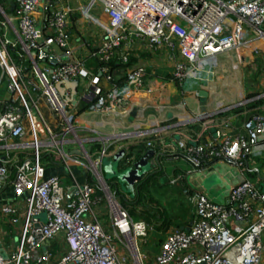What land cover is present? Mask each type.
<instances>
[{
  "label": "built area",
  "instance_id": "built-area-1",
  "mask_svg": "<svg viewBox=\"0 0 264 264\" xmlns=\"http://www.w3.org/2000/svg\"><path fill=\"white\" fill-rule=\"evenodd\" d=\"M84 2L3 0L0 5V85L5 82L7 88V96L0 99V192L7 186L12 192L11 201L0 205V237L3 223L14 227L16 237L10 248L0 249V264H260L264 192L258 183L264 155H253L252 148L264 145V105L245 110L241 132L233 135L224 130L226 122L216 125L210 115L184 117L201 120V131L191 140L178 137L176 156L194 168L226 163L237 168L242 179L230 186L224 202L181 184L191 219L185 226L167 228L150 258L138 243L146 242L153 227L132 218L116 198L106 195L100 167L108 144L94 157L84 152L86 162L65 154L61 144L66 133L72 142L81 140L75 132L78 104L85 113L126 110L138 101L147 102L141 94L161 97L168 79L182 86L187 78H196L201 60L227 50L240 52L251 61L250 74L254 69L264 77V0ZM95 8L98 14L90 15ZM81 21L89 31L80 27ZM143 54L164 55L171 63L168 79L139 61L126 66L124 77L116 82L102 64L112 58L125 63L129 56L138 59ZM92 59L97 65H86ZM65 81H73L74 90L60 94L57 87ZM248 94L237 105L264 97L259 90ZM41 101L52 124L43 118ZM209 129L211 134L204 135ZM149 133H158V128ZM9 139L13 142L7 144ZM45 151L63 164L83 166L102 195H94L88 181L77 183L70 172L68 185L57 175L45 176L40 165ZM8 167L14 169L11 178ZM170 183L180 184L181 176ZM101 200L105 223L93 210Z\"/></svg>",
  "mask_w": 264,
  "mask_h": 264
},
{
  "label": "crops",
  "instance_id": "crops-1",
  "mask_svg": "<svg viewBox=\"0 0 264 264\" xmlns=\"http://www.w3.org/2000/svg\"><path fill=\"white\" fill-rule=\"evenodd\" d=\"M14 53L12 52L11 54L15 59L17 56ZM239 53L237 50L231 49L217 54L213 59L201 60L198 64L199 69L196 72V78H187L182 86L168 79L171 63L168 62L164 55L143 54L139 56L133 64L141 61L146 68H152L158 75L167 77L166 79L168 80L165 82L162 96L160 97L159 95L152 99L151 94H141V97L148 98L145 99L147 102L144 100L138 101L134 105H129L126 110L113 109L85 113L80 109L82 106L78 104L75 110L78 111L77 115L80 118L78 123L80 125L77 124L75 132L79 140H81L72 142L71 134L66 133L64 135L66 142L61 144L62 151L72 157L84 155V152L89 154L90 157H94L103 145L107 146L108 144L107 147H109L115 141H119L117 143L120 144L119 149H125L129 145H136L137 143L144 142L145 144L147 141H153V144L157 147L154 148L155 150L151 161L153 162L154 156L159 154L158 161L161 173L160 177H157L154 182H150L148 186L156 184L157 189L166 190V184L172 189L177 187L174 189L182 195V184L183 188L187 187L191 192L203 193L215 202L226 201L230 186L242 179L240 171L223 162H213L199 169L191 167L187 161L176 156L177 149L175 140L178 137L191 140L199 134L201 131L200 123L202 121L189 122L191 120L184 119V117H194L198 113L206 117L209 115L212 116L211 118L216 125L226 122L228 128H224V130L230 135L241 132V123L245 119V116L244 111L241 113L235 111V107L238 106L237 101L240 97H244L250 92L260 88L264 89V77L260 76L258 72H253L254 69H252V73L250 74L251 61L246 60V57H240L241 54ZM257 62L256 69L258 70L262 61L259 59ZM124 70L125 67H119L110 71L115 81L120 82L124 77ZM74 85L75 83L73 81H65L57 87V91L60 94L66 91L72 93ZM107 86L109 84H105V87ZM200 92L206 95L202 97L200 96ZM6 96V83L2 82L0 85V99ZM133 98H136L135 95ZM200 100H203L202 106L204 110L202 112L200 111ZM262 105L264 104L257 107L260 108ZM40 109L45 121L52 124V116L49 114L46 104L42 101L40 102ZM155 126L158 128V133L154 135L151 133L146 134L147 130ZM137 131L146 133L138 135L136 134ZM211 132L212 130L209 129V131H205L204 135L211 134ZM119 136H122L121 139H119ZM101 138L104 139L100 140ZM122 140L123 142H121ZM12 142L13 140L10 139L6 141L7 144ZM117 149L118 147H113V150H107L105 157L109 158ZM0 151V156H2L3 149ZM252 154H260L262 157L264 155V145L257 144L252 148ZM12 155L20 158L22 154L18 151H12ZM175 162H180L184 167H176L174 165ZM40 165L43 168V174L45 176L57 175L64 184H70L69 172L77 183L88 181L94 185V188L97 184L93 175L83 166L73 163L63 164L55 158L53 152H42ZM8 169L10 171L12 167H8ZM100 171L103 178L102 167H100ZM262 171V174L259 172L261 177L260 181L264 184V167ZM178 175L181 176L180 184L175 185L168 182L174 176ZM211 175L215 177L216 182L209 187H205L204 181ZM104 179L105 177L103 178L105 183ZM94 195H102L101 190L95 188ZM11 197V189L7 186L0 192V205L3 202H10ZM187 206V216H184V214H175L174 216L169 214L166 216L164 222L167 223L169 221L167 228L181 227L189 223L191 219V208L189 205ZM93 210L98 215L99 220L105 223L107 215L105 214L104 201L101 200L97 203V206H94ZM148 224L152 227H155L156 224L159 225L158 223ZM2 227L3 235L0 237V249L10 248L16 240V237L13 236L14 227L4 223ZM154 229L150 232H155ZM159 231L161 232L162 230H158L157 233Z\"/></svg>",
  "mask_w": 264,
  "mask_h": 264
},
{
  "label": "rangeland",
  "instance_id": "rangeland-1",
  "mask_svg": "<svg viewBox=\"0 0 264 264\" xmlns=\"http://www.w3.org/2000/svg\"><path fill=\"white\" fill-rule=\"evenodd\" d=\"M71 3L72 5H76V4H79V5H84V0H71ZM98 10L97 8L95 9H91L89 11V14L90 15H96L98 14V12L96 11ZM85 26V30L89 31L90 29L87 27L88 24L87 23H83L81 21L80 23V27H84ZM90 28L93 29L92 26H90ZM259 91H262L264 92V89L263 88H260L258 89ZM258 92V91H257ZM246 96V95H245ZM243 97H240V99L237 101H241ZM244 116H247V114H244ZM45 134V133H44ZM119 141H115L112 143V145H109V148L108 150H113V147H118V149L120 148V144H117ZM123 142V140L121 141ZM120 142V143H121ZM117 149V150H118ZM79 158L83 161H87V157L86 155H80ZM108 157H102V161H101V166L103 164H105L107 161H108ZM260 160V166H259V172H261V174L263 173V167H264V159H259ZM176 167H184V165H182L180 162H175L174 164ZM173 166V165H172ZM186 166H188V164H186ZM147 170L150 169V166H148V168H146ZM101 173V171H100ZM101 175V174H100ZM105 178L107 177V175L104 176ZM103 177V178H104ZM160 177V174L158 175V178ZM103 178H102V175H101V180L102 182L104 183L103 181ZM252 180V178H251ZM170 183V180L168 181ZM216 182V179L213 175L211 176H208L205 181H204V186L205 187H209L211 186L212 184H214ZM104 186H106V184L104 183ZM165 184V189L167 190H160V189H157L158 187L156 186V184H153L151 186H148L146 187L145 191H143L141 194L142 196L140 195L139 199H138V202L134 201L131 203V198H132V195L131 193H128L126 192V188L124 187V185L122 183H120V191L124 193V196L125 198H120L118 197V195H120V193H113V190H109L108 188L105 189L106 191V195L108 197H112L113 196V199L116 198H119L117 199L118 200V203L119 205L125 209L126 212H128V214L134 218V219H142L143 220V217L141 215V211L143 210H151L153 213H155L156 211L157 212H165V214L169 215L171 214L172 216H174L175 214H184V216H187L188 215V203L185 199V196L183 195H180L179 192H177L176 189L174 188H177V187H174L173 189L169 186H167ZM101 187V186H100ZM100 187L98 185H95V188L97 189H100ZM258 187L263 191L264 189V184L262 181H260L258 183ZM112 195V196H111ZM151 197V198H150ZM150 211V212H151ZM140 215V217H139ZM41 219L43 218L42 215L39 216ZM144 221V220H143ZM153 224L154 222L151 220L150 224ZM155 224V223H154ZM155 227L153 226V229ZM155 232L148 234V236L145 238V243H141L139 242L138 243V246H139V249L141 252H144L145 254H147L150 258V256L156 252L157 250V246H156V243H157V240L158 239H161L164 237V232L163 231H159L158 230L156 231V229H154ZM260 264H264V256H262V260L260 262Z\"/></svg>",
  "mask_w": 264,
  "mask_h": 264
},
{
  "label": "trees",
  "instance_id": "trees-1",
  "mask_svg": "<svg viewBox=\"0 0 264 264\" xmlns=\"http://www.w3.org/2000/svg\"><path fill=\"white\" fill-rule=\"evenodd\" d=\"M2 2H3V0H0V5L2 4ZM135 60H136L135 57L129 56L128 60L125 63H121L120 61H118V59L112 58L106 62H103L102 64L106 65L109 71H112V70L117 69L119 67L130 66L133 64V62ZM88 64L93 66V67L97 65V63L94 59L89 60L86 65H88ZM261 104H264V97L251 100L244 105H238L235 107V111L241 113L242 111L250 110L251 108H254L255 106H260ZM148 142L150 143L149 145H145L143 142V143H137L136 145L127 146L124 149V154L122 155V159H120V161H119L120 168H124V167L128 166L131 161L136 160L139 156H141V154H143L146 149L151 148V149L155 150L154 148H156L157 146L153 144V141H148ZM158 159H159V156H158ZM211 163L212 162H206V163L202 164L201 166L197 167V169H199L201 167H205ZM152 170H153V172L150 174H147L146 177H144L142 180L139 181L137 187H135L132 190V192H131V195H132L131 203L134 201L138 202L140 195L142 196L141 193L143 191H145L148 184H150V182H154L156 180V178L158 177V175L161 173V169H157V166H155V165L152 167ZM9 172H10L9 177L11 178L13 173H14V169L12 168V170H10ZM104 180H105V184L107 185L109 190H113V193H115V194L120 193V195H118V197L123 198V199L125 198V196H124L125 192L122 193L120 191V189H119L120 185H118V183H115L114 178L110 177V178H105ZM116 198H117V196H116ZM117 199H119V198H117ZM150 211L151 210H149V209L141 211V215L143 217V220L147 223H150L152 220L154 223L159 224V225H157V224L155 225L156 230L165 231L167 229V223H169V221L167 223L164 222V220H166L167 214H165V212L159 213L156 211L155 213H153L152 211L151 212ZM139 217H140V215H139Z\"/></svg>",
  "mask_w": 264,
  "mask_h": 264
},
{
  "label": "water",
  "instance_id": "water-1",
  "mask_svg": "<svg viewBox=\"0 0 264 264\" xmlns=\"http://www.w3.org/2000/svg\"><path fill=\"white\" fill-rule=\"evenodd\" d=\"M205 95V93L200 92V96L204 97ZM202 103L203 100H200L201 112L204 110ZM123 154L124 149L117 150L101 167L103 175H107L106 178H114L115 183H118V185L122 183L127 189L126 192L128 193H131L132 190L137 187L139 181L146 177L147 174L153 172L152 167L154 165L157 166V169H160L158 161L159 154H156L154 156L153 162L151 161V158L154 154V150L151 148L146 149L144 153L141 154V156H139L136 160L131 161L128 166L120 168L119 161L120 159H122ZM0 160H2V157L0 158ZM148 166H150L149 170L146 169L148 168Z\"/></svg>",
  "mask_w": 264,
  "mask_h": 264
},
{
  "label": "bare ground",
  "instance_id": "bare-ground-1",
  "mask_svg": "<svg viewBox=\"0 0 264 264\" xmlns=\"http://www.w3.org/2000/svg\"><path fill=\"white\" fill-rule=\"evenodd\" d=\"M192 84V83H191ZM193 85V84H192Z\"/></svg>",
  "mask_w": 264,
  "mask_h": 264
},
{
  "label": "flooded vegetation",
  "instance_id": "flooded-vegetation-1",
  "mask_svg": "<svg viewBox=\"0 0 264 264\" xmlns=\"http://www.w3.org/2000/svg\"><path fill=\"white\" fill-rule=\"evenodd\" d=\"M107 186V185H106Z\"/></svg>",
  "mask_w": 264,
  "mask_h": 264
}]
</instances>
